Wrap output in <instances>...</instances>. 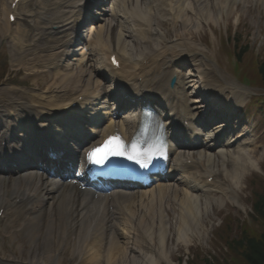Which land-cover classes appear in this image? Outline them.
Returning a JSON list of instances; mask_svg holds the SVG:
<instances>
[{"label": "bare ground", "instance_id": "1", "mask_svg": "<svg viewBox=\"0 0 264 264\" xmlns=\"http://www.w3.org/2000/svg\"><path fill=\"white\" fill-rule=\"evenodd\" d=\"M14 0H11L10 2H13ZM146 1V0H145ZM10 2H3V0H0V17L2 19L7 16L8 11L6 9H9ZM202 12L205 13L209 18L215 19V15L211 12L210 7L208 3L205 4L206 0H200ZM71 3V0H49L48 4V11L51 14V16L48 18L47 22L43 24L42 26H39L37 31L38 35L42 36H49V38L53 39V41H56L58 37H55L51 35V31L54 29L60 30L59 26L62 23L61 21L64 19L65 15L68 13L66 10L68 9L69 5ZM214 3L213 7L215 10L218 11L217 19L220 20L222 18V12H224L229 18L231 16V13L233 11V6L236 5V0H212L210 4ZM169 6H172V4L169 2ZM175 8L177 10V17L178 19H181L182 25L184 26H190L191 24H194V26H200L199 23H196L193 19V16L189 15L188 13V7L184 4V0H180L178 4L175 5ZM135 11H138V8H134ZM211 9H213L211 7ZM65 13V14H64ZM64 14V15H63ZM28 18L33 19V24L37 23V20L39 18L43 19V14L41 12H38L37 14L30 13ZM119 17H122L123 20L126 18L124 16L119 15ZM240 18V16L237 14V19ZM165 19L168 21H172L166 14ZM126 23V22H125ZM119 24H122L121 22ZM113 29L109 33V29L102 30L97 35V40L95 43V50H98L97 56L104 55L103 51L107 48V44L111 42L112 40L117 42L120 47L124 48L121 49L122 53L120 55H126L127 50L129 47V43L126 40L125 33L122 31V27H119V30L117 31V36L113 37ZM158 40L157 35H152L150 38L148 33H145L142 35L141 39L145 40ZM135 40V39H134ZM133 40V41H134ZM144 46L145 44H140ZM130 47H133L130 45ZM136 50L130 51L129 54H127L128 62L131 66V68H135L138 66V63H140V59L144 55L139 51V48H135ZM129 55V56H128ZM122 63H124L126 60L120 59ZM17 66L20 69H24L25 71H28L27 67L23 66V63L21 64L20 60H17ZM102 67V65H101ZM123 71V68L121 67L120 70L113 71L115 75H119ZM30 76L34 77L36 80L40 77L38 73L35 72H28ZM181 77L180 73H178ZM188 74V73H187ZM59 80V84L53 83L55 86H62V83L71 85L72 87H75L76 85H79L80 82H74L72 80V77H74V74L65 73H57L56 74ZM146 75H151L152 78L155 80L158 79L157 76H153L152 73L147 72ZM123 74H120L118 77H122ZM193 77H195L193 75ZM57 80V81H58ZM150 80V79H149ZM153 81V80H151ZM183 78L181 77L180 83H182ZM201 87L206 89V83H204L200 79ZM182 86H186L183 84ZM202 89V90H204ZM18 87L10 88L3 90L1 94L8 93L15 96V100H12L11 97L6 96L5 99H2L0 101V107L2 105H10V103L13 102V104L16 106L14 112H18L21 107L23 106H32L33 100H25L24 96H26V92L24 91H17ZM107 98V97H106ZM60 99V96L57 97H40L37 105L40 107H43L46 110H55V102H57ZM108 99V98H107ZM92 107L89 108L91 110ZM6 108H4L5 110ZM95 112L96 109H93ZM222 157L220 156H209L208 162L209 165H217L220 168H223V172L225 174L224 177L228 180V183H225L226 188L222 189V193L224 197L219 201L216 202L217 196L213 197H205L202 198V196H196L191 195L188 191L181 189H177L174 192H170L169 196L170 199L166 203V209L167 211L173 212V218L172 220L169 219L168 215H164L165 207L162 205H159L157 207L151 208V216L152 221L151 224L154 225L156 218L158 217V221L154 227V237L150 235L152 244L154 243L155 247H158L159 244L164 243L163 240L165 238L168 239L167 245L171 246L173 240L176 241L175 243L180 246L188 245L190 242V234H197L198 236H201V229H203V221L208 220V216L211 215V208L210 204H217V207L225 206V204L228 202L233 205H240L238 202V199L241 200V197L238 198V188L240 187L241 180L244 179L245 175L249 171H258L257 166L255 165V162L253 161V157L251 156V152H244V153H222ZM225 158V159H221ZM228 163V166L226 164ZM255 165V166H254ZM40 185L37 184L34 188L29 185V191L35 192L40 191ZM47 188L46 186H43L42 189L44 190ZM4 188L0 186V190H3ZM43 193V192H42ZM175 196L173 197V195ZM162 203V202H160ZM163 204V203H162ZM136 204H131L129 208L136 207ZM120 210L123 209V206L118 207ZM175 208L177 211L175 212ZM189 209V210H188ZM55 211V210H53ZM72 210L71 209H59L56 211V216H51L49 212H43L39 216L35 217L38 218V221L35 223V226L33 230L30 231L33 240H39V243L37 244V247L44 243V246L41 251L38 252L39 256H44V258L40 259V262L42 264H48V261L52 259V256H50V253L57 252V255H60L63 257L64 250L68 249L69 254L71 252L73 253L74 257L77 255H80L79 257H82L83 254L87 257L86 260H84V264H98L99 259L106 258L107 254H105V251H109V254L113 252V260L107 262L106 264H159V261L154 263V260H152V257H150L147 254L146 249L144 248L142 250H133L130 248V253L128 252H122L121 251L124 248H121L115 240L113 242H109L112 246H108L111 249H106L104 252L100 253L99 250V244L101 243L102 237L105 235V230L107 228H110L108 224H106L105 221L108 223L111 222V216L108 217L105 215V220L101 219L98 221L97 225L96 215H92L90 217V220L80 223L79 227L77 228V232H81L80 237L76 238V243L81 242L80 246L74 247L76 251V254L72 248H70V241H71V229L69 230V219L72 216ZM164 219V224L161 223V220ZM202 221V225L200 226V222ZM44 223L45 226L42 228L40 225ZM73 222V221H72ZM173 223L172 227L170 228V223ZM143 224V223H142ZM90 226L91 230L89 227ZM76 224L73 222L72 227H75ZM143 227H150V223L147 222L146 224L142 225ZM214 227V226H213ZM56 231V235L53 238V232ZM71 231V232H70ZM73 235V232H72ZM205 235L202 236L204 239ZM156 237V240H159L155 242L154 238ZM46 244V245H45ZM71 250V252H70ZM108 254V255H109ZM162 257H164L161 254ZM138 259V260H137Z\"/></svg>", "mask_w": 264, "mask_h": 264}, {"label": "rangeland", "instance_id": "2", "mask_svg": "<svg viewBox=\"0 0 264 264\" xmlns=\"http://www.w3.org/2000/svg\"><path fill=\"white\" fill-rule=\"evenodd\" d=\"M250 23L252 24L255 22L254 20L250 22L246 20V24H243L237 29L239 32H237L236 35L232 33L229 36H231L233 39L235 38L234 40L239 38L240 41H244L246 37L247 43H251L250 46L254 47L256 51H263L261 55L264 56V25L261 26L259 30H257L256 28H253V26L249 27ZM232 28L234 30L236 29L235 26ZM179 30L180 29L175 30L174 33H179V35H182ZM198 38H200V36ZM17 77L19 80L20 77ZM261 83H263L262 80ZM259 134L260 133L258 132V135ZM263 141L264 138L261 142ZM253 200L248 201V197L246 196L244 199L245 203H243L245 212L242 209L241 211L237 208H233L231 210H227V212L223 210L221 214H218L214 210L213 214L215 216V221H213V223L215 226L211 227L210 223H206V228L208 229L207 240L204 243L202 241L194 240L192 244L193 246L189 248L186 254L185 250L182 248L180 249V252L186 255V257L189 255V258L195 264H203L201 261L204 258H208L209 261L216 264H247L241 256L242 251H237L234 249V244L235 242L241 241L246 234L247 236L264 234V222L256 219L252 211ZM223 220L226 221L223 223ZM220 222H222V224L220 227H218ZM216 228L217 230L215 233H213ZM210 229L211 231H209ZM199 244L201 245L200 248L203 252V255L200 248L197 247ZM65 256H67L65 261L67 264H69L70 257L68 255Z\"/></svg>", "mask_w": 264, "mask_h": 264}, {"label": "trees", "instance_id": "3", "mask_svg": "<svg viewBox=\"0 0 264 264\" xmlns=\"http://www.w3.org/2000/svg\"><path fill=\"white\" fill-rule=\"evenodd\" d=\"M260 218L264 221V202L260 208ZM241 244L242 242H236L235 246L238 247L239 249L241 248ZM252 256H251V261L254 264H264V245H262V243L255 242L252 241ZM236 249V248H234ZM256 261V262H254ZM208 264H210L211 262H207Z\"/></svg>", "mask_w": 264, "mask_h": 264}, {"label": "snow or ice", "instance_id": "4", "mask_svg": "<svg viewBox=\"0 0 264 264\" xmlns=\"http://www.w3.org/2000/svg\"><path fill=\"white\" fill-rule=\"evenodd\" d=\"M105 148H107L108 151L107 152H104L103 155L97 157L95 159V162L96 163L102 162V160L108 154H112V155H123L124 154L123 153V145L120 143L118 137H111V138H109V140L105 142ZM96 151H98V150H94V152L92 153V155L94 157L96 156ZM131 158L132 157L130 156L129 159H131Z\"/></svg>", "mask_w": 264, "mask_h": 264}]
</instances>
